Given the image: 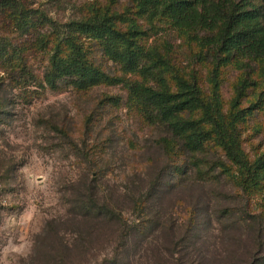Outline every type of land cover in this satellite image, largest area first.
<instances>
[{
  "label": "trees",
  "instance_id": "1",
  "mask_svg": "<svg viewBox=\"0 0 264 264\" xmlns=\"http://www.w3.org/2000/svg\"><path fill=\"white\" fill-rule=\"evenodd\" d=\"M90 11L63 24L26 0H0V114L5 107L1 95L9 90L18 91L26 101L47 88L59 89L64 82L78 91L122 85L126 98L105 93L99 104H123L158 131L154 144L165 158L164 171L171 175L166 186L197 184L200 192L195 197L202 208L189 207V216L181 219L170 211L159 213L157 187L164 172L149 180L139 175L136 189L109 193L103 188L106 169L94 170L97 164L88 160L86 184L77 192L81 197L74 200L71 219L117 225L120 247L98 264L119 262L125 246L133 239L146 241L154 225L153 231L168 233L179 263L195 258L218 264L199 253L207 243L201 240L202 225L210 228L217 220L225 226L236 217L241 226L248 216H235L226 206L215 218L216 196L210 193L214 185L228 184L244 199L264 195V151L251 156L243 146L245 122L254 111L264 109V0H129L122 11H111L110 6ZM159 17L197 41L210 59L207 83L195 70L179 68L170 47L149 43L150 25ZM40 55L45 61L41 71L33 64ZM105 59L117 65L118 72L107 71ZM232 60L240 62L244 75L234 82L226 103L220 76ZM251 94L254 101L248 100ZM94 120L95 111L88 124ZM190 169L192 177L187 175ZM225 196L230 194L224 192ZM237 260L264 264V255L251 253Z\"/></svg>",
  "mask_w": 264,
  "mask_h": 264
},
{
  "label": "rangeland",
  "instance_id": "2",
  "mask_svg": "<svg viewBox=\"0 0 264 264\" xmlns=\"http://www.w3.org/2000/svg\"><path fill=\"white\" fill-rule=\"evenodd\" d=\"M26 1L63 24L95 7L110 6L111 11L118 12L129 5V0ZM150 26L149 43L170 47L172 61L179 68L195 70L200 81L207 83L210 59L197 41L166 18L159 17ZM43 57L33 60L36 70L41 71ZM104 64L107 71L118 72L119 67L111 61L105 59ZM239 66L238 60H232L222 69L221 94L226 103L233 94L234 82L244 75ZM105 93L127 96L122 85L78 91L66 82L59 89L47 88L26 101L18 91L2 93L5 107L0 114V264H98L120 247L117 225L102 224L94 218L80 222L71 219L74 200L81 197L77 192L86 184L88 160L97 164L94 170L106 169L103 188L109 193L134 190L139 175L149 180L164 172L157 187L159 213L170 211L181 219L189 216V207L202 208V202L195 197L200 192L197 184L166 186L171 175L164 171L165 158L154 144L158 131L142 123L123 104L100 105ZM248 100L254 101V94ZM248 100L245 104H249ZM93 111L95 120L88 124ZM244 128L245 150L251 156L264 151V109L254 111ZM145 167H149L147 174ZM193 174L190 169L187 175ZM224 192L230 196L223 197ZM210 193L216 196L215 218L226 206L233 209L235 216L248 217L241 226L236 217L225 226L217 220L210 228L203 224L201 240L207 243L199 249L200 255L218 264H240L238 257L251 253L264 255V195L240 198L223 183L214 185ZM249 213L260 216L252 218ZM154 226L146 241L129 242L116 264H182L172 252L173 243L167 241L168 233L153 231ZM221 258L225 263L219 262ZM206 263L189 258L187 264Z\"/></svg>",
  "mask_w": 264,
  "mask_h": 264
}]
</instances>
